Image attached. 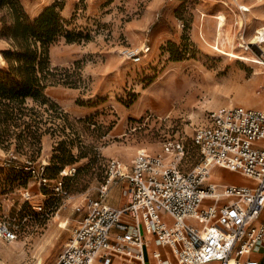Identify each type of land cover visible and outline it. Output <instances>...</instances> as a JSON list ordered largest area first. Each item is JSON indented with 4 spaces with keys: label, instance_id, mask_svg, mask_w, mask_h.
<instances>
[{
    "label": "rangeland",
    "instance_id": "1",
    "mask_svg": "<svg viewBox=\"0 0 264 264\" xmlns=\"http://www.w3.org/2000/svg\"><path fill=\"white\" fill-rule=\"evenodd\" d=\"M225 1L229 6L223 0H21L30 18L58 2L65 23L50 47L45 103L27 97L18 125H7L5 104L12 102L0 97V220L18 213L19 231L11 242L0 237V264H36L39 257L52 264L82 217L76 207L98 197L109 161L129 167L138 151L161 153L164 142L181 140L186 149L179 166L190 171L200 161L196 129L210 110L264 108V95L254 94L258 83L252 82L264 81V65L240 47L264 26V0ZM241 5L249 12L246 30L237 31ZM5 13L0 10V31ZM206 17L214 22L209 36ZM66 31L75 33L74 41H67ZM9 48L0 41V55ZM134 50L138 61L130 57ZM8 77L18 75L0 58V80ZM94 104L99 109L89 114ZM10 151L25 165L46 164L51 184L64 177L68 195H55L26 173L21 181L1 166ZM109 188L108 203L120 208L126 179H114Z\"/></svg>",
    "mask_w": 264,
    "mask_h": 264
},
{
    "label": "built area",
    "instance_id": "2",
    "mask_svg": "<svg viewBox=\"0 0 264 264\" xmlns=\"http://www.w3.org/2000/svg\"><path fill=\"white\" fill-rule=\"evenodd\" d=\"M183 26L185 24L183 23ZM254 46H258L257 51ZM240 47L252 51L264 65V50L258 43L242 41ZM133 60L140 52L131 51ZM264 110L225 105L209 111L206 123L196 129L194 143L200 161L190 171L179 163L185 154L181 140L166 141L162 149L175 153L176 164H164L162 156L138 151L127 170L121 162L108 163V178L98 197L76 207L82 217L70 239L52 264H110L114 250H126L131 264H147V234L168 246L177 264H260L250 255L264 244ZM1 166L26 169L40 187L58 196L68 195L63 177L46 174V164L19 161L13 152ZM240 173L254 185H222L209 179L213 167ZM125 178L127 199L123 206L108 203L109 183ZM226 203H221L224 201ZM41 208V207H40ZM13 217L0 220V237L17 240L19 231ZM155 264H166L153 251Z\"/></svg>",
    "mask_w": 264,
    "mask_h": 264
},
{
    "label": "trees",
    "instance_id": "3",
    "mask_svg": "<svg viewBox=\"0 0 264 264\" xmlns=\"http://www.w3.org/2000/svg\"><path fill=\"white\" fill-rule=\"evenodd\" d=\"M58 7L59 3L54 2L35 18H30L21 0H0V10H6L1 18L3 27L0 31V38L11 43V48L2 50L3 58L9 64L10 69H15L18 75V77L0 80V97L12 102L5 104L3 122L7 125H18V120L23 116L21 103L24 99L32 97L40 101L45 96L44 91L49 87L48 81L53 70L50 62V47L63 33L65 23ZM74 36L75 33L66 31L67 41H74ZM38 72L44 75L39 77ZM9 84L12 87H8ZM41 103L44 104L45 99ZM24 123L25 129H29V123ZM7 169L21 175V181H25V173L32 177L26 169L14 167ZM46 174L51 178L47 165ZM64 182L63 177V186ZM64 189L67 190L65 187ZM67 192L69 193L68 190Z\"/></svg>",
    "mask_w": 264,
    "mask_h": 264
},
{
    "label": "crops",
    "instance_id": "4",
    "mask_svg": "<svg viewBox=\"0 0 264 264\" xmlns=\"http://www.w3.org/2000/svg\"><path fill=\"white\" fill-rule=\"evenodd\" d=\"M249 1L252 2L253 0H249ZM223 3H225V5H227V6H229V3L227 1L223 0ZM203 8L204 9L206 8L207 10H211L212 6L206 5ZM239 8H240V11L243 13L244 16H243V19H242L243 21H238L237 19L235 20L236 23L234 24V30H237V31H240L241 29L246 30L244 28L245 27L244 26V24H245L244 20L246 19L245 18L246 17L245 14H247V12H249V8L246 7V6H242L241 5V6H239ZM241 15L242 14H240L239 16H241ZM216 17L219 18V16H216ZM236 18H237V16H236ZM205 22H207V24H206L207 31L206 32H207V36H209L210 33H211V28L214 26V22H212V19L207 18V17H206V21ZM205 22H204V19H203V23H205ZM221 26H222V24L220 22L219 25H218V30L217 31H220V27ZM263 28H264V26H262L260 29H263ZM216 37L218 38V32H217V36ZM218 40H220V38H218ZM0 41L8 43V41L6 39H3V38H0ZM249 42H251V40ZM263 42L264 41H261V42L259 41L258 44L261 45V47H262V43ZM238 45H239V43H238ZM258 75H260V74H258ZM260 76H264V75H260ZM260 76H258V77H260ZM252 82L253 83H258V87L255 90L256 93H254V94H256L258 96L264 95V81H260V82L252 81ZM246 85L249 87L248 84H246ZM49 88H50V86L47 88V92H48ZM249 90L251 91L250 87H249ZM233 105L243 106L244 104L243 105L242 104H233ZM263 105L264 104H261V106H263ZM244 106H246V105H244ZM246 107H248V106H246ZM250 108H253V107H250ZM98 109H99V105L98 104H94L92 106H89V114H94V112H96ZM261 109L264 110L263 107ZM256 146L261 147V148L264 147V140L256 143ZM109 154L111 155L110 152H109ZM213 168H216V169H214V171L212 173V178L209 176V179L211 181L215 182V183L222 184V185H227V184H230V183L239 184V185H254V182L251 179L247 178L246 176L245 177L242 176L240 173L231 172L229 170H225V169H223L221 167H217V166H215ZM225 171H229V172L235 173V174H229L228 172H225ZM126 199H127V195H126ZM226 202L227 201L225 200L224 202H221V203H226ZM260 218H261V221L264 222V208H263V211H262V213L260 215ZM146 238L148 239V244L146 246L147 262H148V258L151 257V264H155V258L152 256V253H153V251H156V249H158V250L162 251V252L159 251V253L161 254V256L164 257L166 264H177V259H176L175 256H173V254H172V252H171L169 247L168 248H169L170 251L168 249H166V248H163L160 245L158 239H156L152 234L151 235L147 234ZM154 244H155V246L153 247ZM122 253H123L122 255L127 254L126 250L125 251L122 250ZM122 255L120 256V255L114 253V256H113L114 259L110 262V264H131V258L128 255L127 256H122ZM250 256L252 258L258 260L260 262V264H264V244L256 247L253 250V252L251 253ZM175 260H176V262H175ZM94 264H107V263H104V262L102 263L100 261H96ZM213 264H219V262L215 261V262H213Z\"/></svg>",
    "mask_w": 264,
    "mask_h": 264
},
{
    "label": "bare ground",
    "instance_id": "5",
    "mask_svg": "<svg viewBox=\"0 0 264 264\" xmlns=\"http://www.w3.org/2000/svg\"><path fill=\"white\" fill-rule=\"evenodd\" d=\"M262 37H264V28L263 29H260L253 37H252V40H251V42H253V43H259V41H261V39H263ZM263 50H264V48H263ZM251 57H252V59L256 62V63H258L259 65H261L262 66V64L261 63H259V59L257 58V57H255L254 55H252L251 54ZM0 58H1V62L2 63H5V60H4V58H3V56L2 55H0ZM245 101V100H244ZM250 101V100H249ZM251 103V102H250ZM154 154H158V155H160V156H162V159H163V161H164V164H166V165H168V164H176L177 163V159H175L174 157H175V153L174 152H172V153H170V154H168V153H166L165 151L164 152H161V153H154ZM154 154H152V155H154ZM127 166L126 165H123L122 166V168H124V169H127L126 168ZM214 169L215 168H213V169H211V171H210V177L212 178V173H213V171H214ZM225 176V175H224ZM215 178V177H214ZM227 181V180H226ZM157 239V238H156ZM158 241H159V243H160V245L163 247V248H166V249H168L169 250V248H168V246H166V245H164L162 242H160V240L158 239ZM155 246V244L153 245V247ZM152 247V248H153ZM161 247V248H162ZM122 250L123 251H125L124 249H121L120 251H117V250H114V252H115V254H118V255H121V254H123L122 253ZM158 251V253H159V251H161V250H158V249H156V252ZM170 251V250H169ZM162 252V251H161ZM160 254V253H159ZM124 256H127V254H124ZM175 262H176V260H175ZM36 264H44V259L42 258V257H39L38 258V260H37V262H36Z\"/></svg>",
    "mask_w": 264,
    "mask_h": 264
},
{
    "label": "water",
    "instance_id": "6",
    "mask_svg": "<svg viewBox=\"0 0 264 264\" xmlns=\"http://www.w3.org/2000/svg\"><path fill=\"white\" fill-rule=\"evenodd\" d=\"M254 48L257 50V51H260V48L258 46H254Z\"/></svg>",
    "mask_w": 264,
    "mask_h": 264
}]
</instances>
